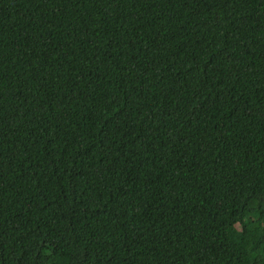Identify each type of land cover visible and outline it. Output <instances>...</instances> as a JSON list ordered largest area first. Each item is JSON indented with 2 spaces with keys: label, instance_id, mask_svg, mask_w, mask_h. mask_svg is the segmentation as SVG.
<instances>
[{
  "label": "trees",
  "instance_id": "trees-1",
  "mask_svg": "<svg viewBox=\"0 0 264 264\" xmlns=\"http://www.w3.org/2000/svg\"><path fill=\"white\" fill-rule=\"evenodd\" d=\"M0 264H264V0H0Z\"/></svg>",
  "mask_w": 264,
  "mask_h": 264
}]
</instances>
